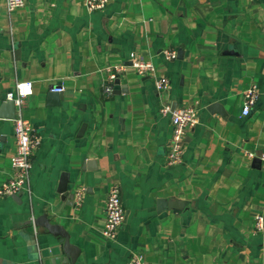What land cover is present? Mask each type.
<instances>
[{"label": "crops", "instance_id": "0c3cea01", "mask_svg": "<svg viewBox=\"0 0 264 264\" xmlns=\"http://www.w3.org/2000/svg\"><path fill=\"white\" fill-rule=\"evenodd\" d=\"M132 53L155 75L139 74ZM26 80L23 114L42 144L32 193L0 196V264L68 262L59 237L32 223L42 213L70 233L76 264H126L132 250L149 264H264V171L249 155L264 151V0H109L93 11L86 0H25L12 12L0 0V108ZM252 84L261 94L244 115ZM165 105L200 109L179 164L167 163ZM15 152L14 119L0 116V186ZM113 184L127 216L107 240Z\"/></svg>", "mask_w": 264, "mask_h": 264}, {"label": "built area", "instance_id": "2783aa9c", "mask_svg": "<svg viewBox=\"0 0 264 264\" xmlns=\"http://www.w3.org/2000/svg\"><path fill=\"white\" fill-rule=\"evenodd\" d=\"M109 0H86V5L90 10L104 9ZM25 0H7L8 10L10 12L24 6ZM166 59L177 57L175 50L166 49L163 51ZM132 65L139 74L155 75L156 65L151 61H145L132 53ZM126 65L120 64L108 68L109 83H106V91L111 92L112 81L126 71ZM171 80L163 75L156 80V86L160 90L168 88ZM55 91H63V87L52 88ZM33 94V82L26 80L16 84L15 89L7 94L9 100H14L17 107L16 118L14 119V136L16 141V152L12 157V171L7 180L0 186V196H13L27 192L32 193L30 178L33 167V156L35 151L42 144L41 136L37 133L31 121L23 114L24 98ZM261 89L258 84H252L245 89L243 94L244 115L249 114L256 106L260 97ZM162 113H169L173 129L172 141L168 149L167 163L170 165L183 162V156L186 149L187 132L197 126L200 122V109L196 106L186 105L173 109L169 105L161 108ZM259 162L264 171V151L249 153ZM75 197V194H74ZM83 197V190L76 192L77 204H80ZM106 222L102 231L107 240H114L117 237L121 225L126 219V210L123 205L122 189L118 184H113L107 193L105 201ZM255 230L261 232L264 230V214L259 213L255 216ZM126 264H149L142 252L132 250L128 256Z\"/></svg>", "mask_w": 264, "mask_h": 264}, {"label": "water", "instance_id": "95a60500", "mask_svg": "<svg viewBox=\"0 0 264 264\" xmlns=\"http://www.w3.org/2000/svg\"><path fill=\"white\" fill-rule=\"evenodd\" d=\"M16 114H17V107L14 100H8L1 105L0 108L1 117H5L8 119H15ZM64 184H65V180H64ZM60 191L69 195L66 184L62 186ZM19 194H15V196H18ZM71 198L74 199V194L71 195ZM32 223L34 224L38 232L39 231L41 232L43 231L44 233L48 232L59 237L61 243L60 248L62 252H64V255H67L66 257H68V262L66 264H76L80 249L71 241L70 233L61 224L53 223L47 213H42L37 217H34ZM62 259L63 258H61V260Z\"/></svg>", "mask_w": 264, "mask_h": 264}]
</instances>
